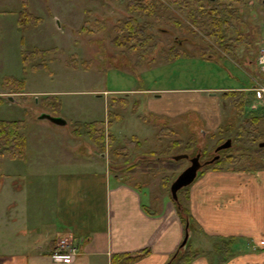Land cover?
<instances>
[{
  "label": "rangeland",
  "instance_id": "374dc122",
  "mask_svg": "<svg viewBox=\"0 0 264 264\" xmlns=\"http://www.w3.org/2000/svg\"><path fill=\"white\" fill-rule=\"evenodd\" d=\"M157 1L167 10L150 20L151 52L138 53L121 47L125 44L123 38L116 46L112 42L113 28L133 16L127 11L129 0H0V24L6 26L4 30L0 27V121L24 122L29 158L38 157L49 165L85 159L91 141L81 125L99 123L105 136L114 138L113 149L122 148L133 137L140 143L138 152L128 148L134 162L151 152L159 155L169 149L170 157L184 152L189 158L200 154L203 164L214 153L216 141L211 136L236 117L235 111L220 100L223 88L251 89L252 100L245 117L258 115L264 108V82L253 85L243 75L249 65L241 60L246 56L256 62L259 48L264 47V0H240L238 4L244 31L239 61L227 58L199 32L186 31L191 30L189 21L176 4L170 3L177 0ZM23 10L39 24L18 28ZM244 42L251 43L248 49ZM177 46L178 59H168ZM35 50L52 53L44 60L45 67L32 69V65L43 62L40 60L24 70L22 52L29 55ZM251 71L259 74L258 68ZM11 77L23 82V89L16 94L2 87L3 80ZM48 95L58 99L59 110L44 107L42 100ZM202 107L211 111L214 121L209 125L203 123ZM41 113L60 117L67 125L57 127L39 121ZM216 123L219 128L215 131ZM190 137L196 139L195 149L186 151L184 144ZM174 141L181 143L180 148L172 146ZM111 151L95 148V159L103 155L113 174L127 178L123 159ZM179 162L175 172L130 180L131 184H140L142 197L151 203V209L159 208L165 193L170 197L169 187L189 165L188 161ZM240 167L246 166L232 168ZM181 201L184 203V197Z\"/></svg>",
  "mask_w": 264,
  "mask_h": 264
},
{
  "label": "crops",
  "instance_id": "0c3cea01",
  "mask_svg": "<svg viewBox=\"0 0 264 264\" xmlns=\"http://www.w3.org/2000/svg\"><path fill=\"white\" fill-rule=\"evenodd\" d=\"M250 60L242 61L249 65L243 75L253 85L264 82L251 71L257 67ZM202 110L209 125L211 111ZM86 147L90 157L49 165L27 156L26 140L25 160L0 158V264H111L114 255L142 251L147 254L129 264H168L186 227L174 202L165 193L159 208L151 209L140 184L130 182L143 175L121 178L103 155L95 159L92 143ZM185 207L195 225L187 241L197 254L191 264H264V168L200 172L187 187ZM67 237L78 255L56 261L55 243ZM220 239L233 240L226 254L214 248Z\"/></svg>",
  "mask_w": 264,
  "mask_h": 264
},
{
  "label": "trees",
  "instance_id": "16d2710c",
  "mask_svg": "<svg viewBox=\"0 0 264 264\" xmlns=\"http://www.w3.org/2000/svg\"><path fill=\"white\" fill-rule=\"evenodd\" d=\"M175 2L171 1L170 3L176 4L185 19L189 21L191 30L185 28L186 31L199 32L207 42L216 45L227 58L239 61V48L243 45L241 44L243 40L241 36L244 32L240 27L242 15L237 8L240 0H177ZM163 7V3H159L157 0H129L127 11L132 13L133 16L125 18L113 28L114 39L112 42L114 45H118V39L123 38L122 41L125 44L121 45V47L127 46L131 50H136L138 53L151 52L149 49L151 48L150 43L152 39L150 42L151 35L148 34L149 26H151L150 20L156 18L161 10H167L163 9ZM38 24L39 20L27 14L24 10L20 13L18 28L21 29L24 26L34 27ZM250 45L251 43L244 42L246 49ZM254 45L257 46L259 43H255ZM179 49V46L174 47L170 56L167 54L169 56L168 59L177 60L179 57ZM51 53V51L43 52L35 50L28 55L22 52L23 69L25 67L27 68L29 64L32 65L34 62H39L40 60L43 62L36 64L37 66L35 64L32 65V69L37 71L45 67L44 60ZM201 54L204 56L205 51H202ZM245 57L242 58V61ZM253 60L251 59L250 61L253 62ZM23 72L25 73V71ZM2 83V87L5 90L14 91L13 93L15 94L23 89L22 80L6 78ZM247 90L226 91L221 94L223 103L235 111L236 117L226 126L219 128L215 135L211 136V139L216 141L213 151L227 140H231V147L216 155L214 153L211 154L208 159L211 160L218 156V160L205 166L201 170V173L208 170L227 169L233 171H259L264 168V149L257 147L260 143L264 142V108H260L258 115L245 117L250 101L252 100ZM19 93L21 94V92ZM42 101L44 107H54L56 110L60 109V103L56 97L47 96ZM24 127L25 125L22 121H0V158L20 161L26 159ZM81 127L85 129L86 135L90 137L91 143L97 150L103 152L105 148H110L114 156L123 159L122 163L126 167L123 171L128 173L126 175L128 177L134 174L143 176L164 175L169 171H177L181 165V162H174L172 160V157L169 155V149H165L159 155L156 152H151L149 155L143 156L139 161L134 162V156L128 153V148L136 151L140 147V143H137L134 137L126 140L122 148L113 149L115 143L114 138L109 135L105 136L104 130L98 128L100 127L99 123L85 124L83 126L81 125ZM180 145L181 143L179 141L172 143V146L177 148H180L178 147ZM195 145L196 139L190 137L187 143L184 144V147L186 151H193ZM121 152H124V154ZM205 155V151H202V157ZM131 161L134 163L132 162L131 165H128ZM239 164H245L246 167L232 168L234 165L238 166ZM186 192L187 188L180 190L177 193L179 203L174 204L178 209L177 212L182 224L185 226L188 222V232L192 233L195 230V225L190 217L189 211L185 207ZM182 197H184V203L181 201ZM215 242L214 248L216 252L226 254L233 240L220 239L215 240ZM145 254H147L146 251L135 255H114L111 259V264H129L139 256ZM196 257L197 254L192 251L190 245L187 243L183 248L179 246L170 258L168 264H191Z\"/></svg>",
  "mask_w": 264,
  "mask_h": 264
},
{
  "label": "water",
  "instance_id": "95a60500",
  "mask_svg": "<svg viewBox=\"0 0 264 264\" xmlns=\"http://www.w3.org/2000/svg\"><path fill=\"white\" fill-rule=\"evenodd\" d=\"M8 100L12 102V97L8 96ZM38 120L39 121H47L50 124L57 126V127H65L67 125V123L64 119H62L60 117H53V116L46 114V113H41L38 117ZM230 147H231V140H227L223 144L216 147V149L214 150V154L216 155L217 153L224 151V150H227ZM258 147L260 149H264V142L260 143L258 145ZM172 160L174 162H179V161L185 160V161H188V163H189V165L176 177V179L173 181V183L169 187V194H170L171 200L175 204H178L177 193L180 190L189 187L194 182V180L196 179V177L198 176V174L200 173L202 168H204L205 166L210 165L213 162H215L216 160H218V156L214 157L210 161H207L203 164L200 163V154H197L193 158H189L187 155H178V156L172 157ZM188 239H189L188 223H186L184 238H183L182 243L180 245L181 248L185 247Z\"/></svg>",
  "mask_w": 264,
  "mask_h": 264
},
{
  "label": "built area",
  "instance_id": "2783aa9c",
  "mask_svg": "<svg viewBox=\"0 0 264 264\" xmlns=\"http://www.w3.org/2000/svg\"><path fill=\"white\" fill-rule=\"evenodd\" d=\"M259 54L256 59V65L259 73L264 76V47L259 48ZM78 255L77 246L71 238H61L55 243L52 257L56 261L71 259Z\"/></svg>",
  "mask_w": 264,
  "mask_h": 264
},
{
  "label": "flooded vegetation",
  "instance_id": "af4514ba",
  "mask_svg": "<svg viewBox=\"0 0 264 264\" xmlns=\"http://www.w3.org/2000/svg\"><path fill=\"white\" fill-rule=\"evenodd\" d=\"M176 43H177V40L175 41ZM255 64H256V62H255ZM256 67H257V65H256ZM258 68V67H257Z\"/></svg>",
  "mask_w": 264,
  "mask_h": 264
}]
</instances>
